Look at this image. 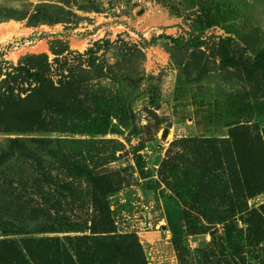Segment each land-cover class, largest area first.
Here are the masks:
<instances>
[{
	"label": "rangeland",
	"instance_id": "1",
	"mask_svg": "<svg viewBox=\"0 0 264 264\" xmlns=\"http://www.w3.org/2000/svg\"><path fill=\"white\" fill-rule=\"evenodd\" d=\"M20 67L63 90L73 84L78 103L70 101L63 115V91L49 86L37 94L40 81ZM35 114L42 121L34 123ZM49 117L55 124L43 126ZM241 131L264 141V0H0V155L13 147L0 167V193L24 201L37 198L41 186L51 188L44 182L51 165L31 162L23 142L20 149L11 144L29 145L31 138L89 141L80 146L89 158L87 172L99 183L113 175L118 188L104 196L99 212L91 199L94 192L99 199L100 190L77 177L74 187L90 194L84 204L59 197L64 212L52 209V218L24 221L19 234L2 226L12 231L0 233V240L48 243L105 224L112 234L136 237L144 264H264V242L247 223L255 214L228 219L239 237L230 242L225 226L198 214L186 195L199 188L194 177L204 185L212 158L226 150L221 141L200 143L192 152L200 141L188 140L230 139ZM240 141L241 163L253 170L264 163ZM220 195L225 198L213 206L227 211L235 201ZM248 204L264 212V190ZM77 228L83 231H68ZM67 246L74 252L76 240Z\"/></svg>",
	"mask_w": 264,
	"mask_h": 264
},
{
	"label": "trees",
	"instance_id": "2",
	"mask_svg": "<svg viewBox=\"0 0 264 264\" xmlns=\"http://www.w3.org/2000/svg\"><path fill=\"white\" fill-rule=\"evenodd\" d=\"M19 70L26 71V75L28 77H34L37 81H40V86L36 89L37 94L38 90L41 91L49 86L53 88L54 91H63L66 99H68L67 106L63 110V115H65V109L70 108L72 105L70 104V101H74L73 103L75 104L78 103V98L80 97H78L76 87L73 86V84L65 87L63 90L62 88L55 86L51 80H48L38 72H32L26 67H20ZM37 94L35 93V95ZM20 99L24 100L26 98ZM102 101L107 100L105 99ZM81 104H84L82 99ZM103 104H106V102ZM114 109H116V107ZM59 111L62 112V109L55 111L56 115H61ZM112 111L115 112L114 110ZM40 116V114H35L33 118L34 123L42 121ZM111 116L112 114L110 117ZM21 119L25 121L23 117H21ZM58 121L60 123H67L66 118H59ZM40 123L43 124V126H47L54 125L55 121L54 118L49 117L48 122ZM62 127V129L66 131V126L62 125ZM68 131L72 133L75 132L73 129ZM251 136L248 132L241 131L230 139L209 140L200 138L188 140L194 143L200 141L197 143L198 146L195 145V150L193 149L192 152H198L200 143L202 145L203 143L214 145L216 142L222 141L226 144V150L217 152V157L212 158V162L209 164V170L204 176L206 180L204 185L202 184L203 178L200 179L199 177H194L196 186L198 185L199 188L197 190L187 192L186 195L193 200L194 210L198 214L204 215L209 220L216 218V223H221L225 226L226 238L230 240V242H233V240H239V237H234L235 235L232 233L233 230L230 229L231 225L228 224L227 221L229 218L236 217L238 214H241L242 216L255 214L253 217L251 216L250 221H247V223L250 225L249 229H251V227L253 229L252 235L255 236L254 238L257 239L259 243L264 242V212H261L260 209H252L248 204L250 198L264 190V163L258 165V167L253 170L252 164L247 166L244 162L241 163V160L238 157L240 154L237 150L239 146V144L237 146V142L242 139V141H240V145H242V147L249 145L248 149L249 151H253L252 155L261 154L262 161L264 162L263 138L261 135H258L256 138H252ZM29 141V145H27L24 140H11V144L18 143L16 145V149H20L23 142L28 155H30L31 162L39 165L49 164L51 165L49 166V169L56 171L57 175L53 176L50 170L49 176L44 182L50 183L49 185L51 188L49 190H45L41 186L40 188H37V191L35 192L37 193V198L28 197V200H30L33 204L32 206H30V202L28 200L23 201L21 198L13 197L11 193H3L5 195L0 193V227L5 225L17 227V230L11 233H23V228H21L20 225L24 221L41 220L42 215L46 218H52V209H55L57 212L60 211V213L62 211L64 212L65 207L67 206L62 204L63 200L59 197H65L66 195L70 197V202L73 201L75 205L81 206L88 200L87 197L90 196V194L86 193L85 189H77L74 187L72 181L78 182L77 177H80L81 180L84 179L83 181L85 182H91L92 187H96L97 190H100L102 196L97 199L96 192H94V194L92 192L93 196L91 199L94 209L99 212L106 207L104 196H107L110 192L118 190L117 187L113 188L114 186L112 182H114L115 179L113 175V178L106 175L102 176L99 179L101 183H99L96 182V177L91 171L87 172V160L89 158L86 157L85 153L87 152H85L84 147L80 146H82V143L89 141L85 140L84 142L83 140L78 139L60 138H31ZM100 141L101 140H97L95 142L99 143ZM257 141L262 143V146L257 145L259 144L255 143ZM9 148L13 150V147ZM257 149H259L260 152H256ZM11 150L7 149L4 153H1L0 167L6 163L7 159H11L13 157L9 153ZM188 150L189 148H186L184 151L189 154ZM86 151H88V149H86ZM246 153L249 154V152ZM43 154H47L48 156L42 157ZM191 154L189 155L191 156ZM241 159L243 160L242 157ZM205 168H207V166H205ZM72 170L75 172H72ZM256 170H259V173H261L258 177L252 176ZM193 172L194 175H196L198 173L197 168H195ZM207 183L211 184V186ZM202 186H204L205 189H201ZM190 187L191 185L188 186V188ZM208 188H212L214 190L207 193L206 189ZM39 193L41 195V199L44 200L45 205L38 202ZM220 194H223L235 201L231 204L227 211L220 207L218 208L217 206H213V203L217 198H225ZM176 196L183 197V192H178ZM169 200L171 202V198H169ZM176 203L177 201L175 199L172 206L170 205L168 207L167 204L168 213L173 210L171 207H173ZM27 209H29L30 212L28 214L26 212ZM179 211L184 212L185 210L180 208ZM233 222L235 221L233 220ZM51 229H54L52 230L54 232L61 231L60 228ZM90 229V234L76 237L65 236L64 238L56 236L50 238V242L48 243L45 242L44 238L39 240L24 238L20 241V245H18L17 241L14 239L6 238L4 240H0V264H144V256H142L141 250L140 253H138L140 246L139 244V247L136 246L137 239L133 236V234H112L105 224H102L100 228L91 226ZM8 231L12 230H2L0 228V233L2 234L8 235ZM68 231L83 230H78L77 228L76 230ZM74 240H76L77 246L74 247L75 250L72 252L73 249H70L69 246H67V243ZM83 242H86V245L81 246L80 243Z\"/></svg>",
	"mask_w": 264,
	"mask_h": 264
}]
</instances>
